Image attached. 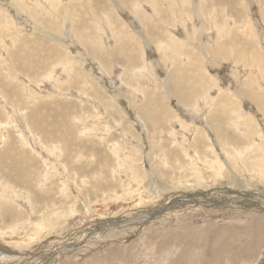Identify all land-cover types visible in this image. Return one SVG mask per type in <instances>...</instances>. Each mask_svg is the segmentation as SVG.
Instances as JSON below:
<instances>
[{
	"label": "rangeland",
	"instance_id": "obj_1",
	"mask_svg": "<svg viewBox=\"0 0 264 264\" xmlns=\"http://www.w3.org/2000/svg\"><path fill=\"white\" fill-rule=\"evenodd\" d=\"M263 58L264 0H0V264H264Z\"/></svg>",
	"mask_w": 264,
	"mask_h": 264
},
{
	"label": "bare ground",
	"instance_id": "obj_2",
	"mask_svg": "<svg viewBox=\"0 0 264 264\" xmlns=\"http://www.w3.org/2000/svg\"><path fill=\"white\" fill-rule=\"evenodd\" d=\"M68 9V8H67ZM58 13V12H57ZM54 15V14H53ZM52 15V16H53ZM56 17V16H55ZM69 17V16H68ZM56 19V18H55ZM70 21V20H69ZM72 21V20H71ZM76 21V20H75ZM42 23V22H41ZM224 26H226V24L224 25ZM48 26H46V23H44V28H47ZM226 27H228V24H227V26ZM219 28H221V27H219ZM218 28V31H219V35H221V37H222V35H224V33H229L230 31L229 30H227L226 32H225V30H224V27H223V29L221 28V29H219ZM75 30V32H77L78 33V28H75L74 29ZM43 31H45L44 33L46 34L48 31L46 30V29H44ZM79 33H80V31H79ZM82 33V32H81ZM231 33V32H230ZM230 33L228 34V36L230 35ZM47 35V34H46ZM56 40V39H55ZM128 40V39H127ZM126 40V41H127ZM82 41V44L84 45V46H86L88 49H89V51H88V54L89 55H91V54H93L94 56H98L100 59H103V60H107V58L108 57H111L110 55H113V50L112 49H110L109 51L108 50H104L103 49V47L102 46H100L98 43L100 42L99 40H96V42L94 41V40H90V39H84V40H81ZM130 41V40H129ZM128 42V41H127ZM175 42H177L178 44H182L183 42L182 41H179V40H176ZM234 42V41H233ZM123 43H124V41H121V44L123 45ZM211 44V43H210ZM209 43H208V45H210ZM127 45H128V43H127ZM174 45H176L175 43H174ZM210 47V46H209ZM121 48V51H122V53H125V48H123V47H120ZM163 49H164V47H162ZM168 48V47H167ZM211 48H212V46H211ZM223 48V47H222ZM221 48V49H222ZM224 48H226V47H224ZM177 49V48H176ZM225 50V49H224ZM227 50V49H226ZM218 51V50H217ZM209 53V52H208ZM87 54V55H88ZM211 54V53H210ZM175 55V54H174ZM179 55V54H178ZM188 56H190V55H188ZM115 57V56H114ZM182 57V56H181ZM13 58V57H12ZM193 58V57H192ZM255 58V57H254ZM261 58V57H260ZM8 59V58H7ZM243 59V58H242ZM252 59V58H251ZM177 60V59H176ZM249 60V59H248ZM260 61H262V63H264V58L263 59H259ZM111 61V60H110ZM183 61V60H182ZM196 61V60H195ZM185 62V61H184ZM187 62V61H186ZM189 62V61H188ZM187 62V63H188ZM256 62V61H255ZM258 63V62H257ZM261 63V62H260ZM259 64V63H258ZM183 65H185L184 63H183ZM189 65V64H188ZM195 67V66H194ZM181 68V67H180ZM179 68V69H180ZM183 68V67H182ZM13 70V69H12ZM12 70H11V73L8 71V74L10 75V74H12ZM126 70H128V68H126ZM140 70V69H139ZM181 70V69H180ZM186 71V70H185ZM191 71V70H190ZM52 73H50L49 75H48V77H51L52 76V74L54 73V71L52 70L51 71ZM125 72V71H124ZM180 72V71H179ZM127 73V72H126ZM178 73V72H177ZM182 73V72H181ZM132 74V73H131ZM62 76H63V74H61ZM175 75V74H174ZM171 76H173V75H171ZM43 77V76H42ZM48 77H46V78H48ZM57 77V76H56ZM14 78V77H13ZM17 78V77H16ZM39 78V77H38ZM44 78V77H43ZM52 78V77H51ZM106 78V77H105ZM41 79V78H40ZM77 80V79H76ZM174 80H175V77H172L171 78V81H169L170 82V84L175 88V82H174ZM37 81V80H36ZM49 82V81H48ZM169 82H167V83H169ZM63 83V82H62ZM214 84V83H213ZM195 85V84H194ZM37 88V87H36ZM159 88V87H158ZM197 91V90H196ZM64 94V93H63ZM218 95V94H217ZM219 95H221L220 94V92H219ZM224 95V94H223ZM247 95H248V93H247ZM3 97V96H2ZM53 97V96H52ZM159 97V96H158ZM250 97L252 98V99H257V97H256V95L255 94H252V95H250ZM224 98V97H223ZM217 99V96H214L213 98H212V104L214 103H216L214 100H216ZM146 102L143 104L142 103V106H140V110L141 109H144V108H151V100L150 99H147V100H145ZM154 103V102H153ZM5 104H6V102H5ZM2 106V105H1ZM5 106V105H4ZM215 106H222V107H225L226 106V99L224 98V100L221 102V100L220 101H217V103H216V105ZM9 109V108H8ZM214 109V108H213ZM224 115V114H223ZM207 119H209V118H207ZM30 120V119H29ZM3 126V125H2ZM1 128V127H0ZM218 129V128H217ZM219 130V129H218ZM198 136V135H197ZM13 149H14V147H13ZM3 152V151H2ZM6 151L4 150V153H5ZM2 154V153H1ZM10 155V154H9ZM3 156H4V154H2V155H0V162H3V161H1V158H3ZM14 159V158H13ZM15 163H16V161H14ZM0 166L1 167H3V168H5V172L3 171V170H0V172H1V176H0V178L2 179L3 178V181L1 182V186H2V188L4 189V190H9V189H11V188H13L14 186H15V188H17L18 186H16V185H14L13 186V184L12 183H10V181L8 180V175L9 174H11V173H9V172H7L6 171V168H9L7 165H2V164H0ZM3 172H4V175H3ZM19 173V175L20 176H18L19 177V179L21 180L20 182L22 183V184H24V182H23V179H22V177H21V175H23V176H25V172H18ZM10 179V178H9ZM11 180V179H10ZM13 181H14V179H13ZM12 181V182H13ZM22 184H19V185H21L22 186ZM10 191V190H9ZM18 193H21V192H18ZM7 194V193H6ZM12 196V195H11ZM18 198V197H17ZM21 198V197H20ZM23 198V197H22ZM5 199H6V197H5ZM262 203V202H261ZM6 205V204H5ZM56 209V208H55ZM8 215V214H7ZM50 216V215H49ZM9 217V216H8ZM17 217V216H16ZM140 218V217H139ZM145 218V217H144ZM136 219V218H135ZM139 222H141V221H139ZM41 223H42V221H41ZM24 225V224H23ZM26 225V224H25ZM24 225V226H25ZM17 226H19V225H17ZM22 226V225H21ZM39 227V228H38ZM14 228V227H13ZM18 228V227H17ZM25 228V227H24ZM23 228V229H24ZM32 228V227H31ZM36 228L37 229H39V230H41V229H43L42 228V226L41 225H36ZM18 230H19V228H18ZM17 230V231H18ZM17 231H16V234H17ZM20 231V230H19ZM18 231V232H19ZM21 232V231H20ZM19 232V233H20ZM22 232H23V230H22ZM2 233V232H1ZM4 233H7V232H4ZM14 233V232H13ZM92 233V232H91ZM21 234V233H20ZM27 234V233H26ZM24 235V234H23ZM87 235V234H86ZM26 236V235H25ZM84 236V235H83ZM82 236V237H83ZM21 237H22V235H21ZM34 237V236H33ZM23 238V237H22ZM85 238V237H84ZM163 238V237H162ZM171 238V237H170ZM169 238V239H170ZM1 239V238H0ZM3 239H5L6 240V237L5 238H3ZM28 239H29V237H28ZM27 238H26V240H28ZM4 240V241H5ZM24 240V239H23ZM1 241V240H0ZM3 240L1 241V242H4ZM29 241V240H28ZM83 241V240H82ZM171 241H173V240H171ZM10 242V241H9ZM17 242V241H16ZM21 242V241H20ZM79 242V241H78ZM162 242H163V240H162ZM15 243V242H14ZM13 243V244H14ZM23 243V241L21 242V244ZM83 243V242H82ZM19 244V243H18ZM24 247V246H23ZM3 250V249H2ZM14 251V250H13ZM24 251V250H23ZM26 251V250H25ZM6 252H8V251H6ZM21 252V251H20ZM59 252V251H58ZM1 253V252H0ZM66 253V252H65ZM7 254V253H6ZM9 254H11V253H9ZM63 254V253H62ZM121 254V253H120ZM29 255V254H28ZM124 256H125V253L123 254ZM243 256V255H242ZM235 259V258H234ZM240 260V259H239ZM50 262V261H49ZM48 263V262H47ZM178 264V263H177Z\"/></svg>",
	"mask_w": 264,
	"mask_h": 264
}]
</instances>
